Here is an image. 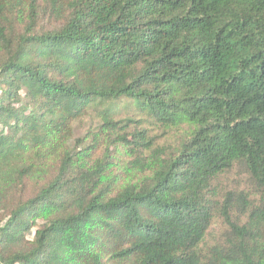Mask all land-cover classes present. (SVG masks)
Returning a JSON list of instances; mask_svg holds the SVG:
<instances>
[{"label":"trees","instance_id":"16d2710c","mask_svg":"<svg viewBox=\"0 0 264 264\" xmlns=\"http://www.w3.org/2000/svg\"><path fill=\"white\" fill-rule=\"evenodd\" d=\"M0 264H264V0H0Z\"/></svg>","mask_w":264,"mask_h":264}]
</instances>
